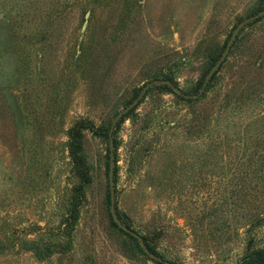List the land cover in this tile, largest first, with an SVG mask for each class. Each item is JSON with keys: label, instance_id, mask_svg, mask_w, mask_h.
I'll return each instance as SVG.
<instances>
[{"label": "rangeland", "instance_id": "rangeland-1", "mask_svg": "<svg viewBox=\"0 0 264 264\" xmlns=\"http://www.w3.org/2000/svg\"><path fill=\"white\" fill-rule=\"evenodd\" d=\"M262 8L0 0V264H164L111 218L105 132L150 80L197 94L235 25ZM256 19L201 97L155 83L115 125L118 216L172 264H238L264 250V197L238 198L240 173L224 147L264 113V16ZM80 120L97 131L82 130L74 161L68 130Z\"/></svg>", "mask_w": 264, "mask_h": 264}, {"label": "trees", "instance_id": "trees-1", "mask_svg": "<svg viewBox=\"0 0 264 264\" xmlns=\"http://www.w3.org/2000/svg\"><path fill=\"white\" fill-rule=\"evenodd\" d=\"M162 79H169V78H162ZM207 89L208 88H206V90ZM206 90L204 92H206ZM239 92L240 95L234 98L235 103L241 101V96L243 95V89H241ZM186 99L192 100L189 97ZM230 100L231 99H229L228 102ZM257 102L263 103L264 95L260 96ZM203 121L204 119L202 117L199 123H203ZM254 124H257V126L252 130H249L250 129L249 126ZM206 127H208L209 129V126ZM86 128L97 131L94 125L87 120H80L76 122L68 130L69 152H70V156L74 161L77 160L78 158L77 152L80 149L79 139L82 135V130ZM243 131L245 132V135L241 140L224 143V147L229 151L227 156L229 157L228 164H234L236 166L237 171L240 173L238 175L235 174V178H234L237 184L236 195L240 200H243L248 195L255 198L259 196L264 197V113H261L259 118L253 120L252 123L247 124L244 127ZM105 133H107L108 136V131ZM246 180L249 181L248 187L245 186ZM256 219L257 220L255 221H259L260 219L259 216H256ZM125 233L128 234L127 232ZM142 238L148 249L152 252L151 248L149 247V244H147L145 240V237L142 236ZM154 261L160 263L159 260H154ZM238 264H264V250H252L250 252L244 253L243 256H241Z\"/></svg>", "mask_w": 264, "mask_h": 264}, {"label": "water", "instance_id": "water-1", "mask_svg": "<svg viewBox=\"0 0 264 264\" xmlns=\"http://www.w3.org/2000/svg\"><path fill=\"white\" fill-rule=\"evenodd\" d=\"M261 16H264V8L260 9L259 11H257L256 13L242 19L241 21H239L235 27L233 28L226 44L225 47L223 49V52L220 54L219 58L214 62V64L210 67V69L208 70V72L205 74V77L201 83L200 89L197 92V94H188L183 92L178 86H176L171 80L169 79H154V80H150L148 82H146L143 87L141 88L140 92L137 94V96L131 101L129 102L123 109H121L120 111L117 112V114L114 116V118L112 119L110 126H109V130H108V145H109V166H108V183H109V199H110V206H109V212L111 215L112 220L117 224V226L119 228H121L122 230H124L125 232H128L130 234H132L138 241L140 246L142 247V250L150 257L159 261H162L164 264H172L171 262H169L168 260H165L163 258H161L160 256L154 254L153 252H151L148 247L146 246L142 236H140L137 232H135L134 230H132L131 228H129L128 226H126L121 219L118 216V213L116 211V207H115V186H114V167H115V151H114V141H113V131L115 128V125L117 123V121L127 112L129 111L132 107H134L139 100L142 98V96L145 94V92L147 91V89L155 83H163V84H167L169 85L173 90H175L177 93L182 94L185 97H189V98H193L196 96H200L210 78L212 77V75L216 72V70L219 68V66L222 64V62L224 61V59L226 58L232 44L234 43L237 34L239 33V31L249 22L255 20L256 18H259Z\"/></svg>", "mask_w": 264, "mask_h": 264}]
</instances>
